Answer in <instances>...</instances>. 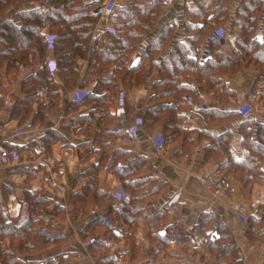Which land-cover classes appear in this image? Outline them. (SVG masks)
<instances>
[{
	"label": "trees",
	"instance_id": "trees-1",
	"mask_svg": "<svg viewBox=\"0 0 264 264\" xmlns=\"http://www.w3.org/2000/svg\"><path fill=\"white\" fill-rule=\"evenodd\" d=\"M103 1L0 0V18L11 6L18 10L21 19L20 26L0 23V87L4 78V62L7 60L9 63L7 72L14 73L17 71L14 68L18 69L10 58L12 53L17 52L25 64H34L35 61L41 64L38 72L24 82L21 96L13 102L12 116L20 122L26 118L31 112L29 94L46 81L49 109L54 110L65 99L66 115L77 113L69 125L80 124L79 130L90 138V142L98 145L101 160L76 174L75 185L82 186L68 197L74 208L75 220L86 221L79 229V237L99 259L104 258L110 244L118 241L115 224L118 216L113 215L117 208L112 193L99 185L98 170L106 168L116 174L122 186L127 191L132 190L133 194L134 185L147 187L153 183L150 178L141 177L144 172H135L150 165L145 158H135V166L132 165L134 160L125 163L121 160V148L109 154L111 142L129 139V129L139 121L150 132L161 127L163 145L175 143L179 145V153L191 154L194 150L193 130L186 127L189 120L182 111L188 97L198 101L203 99V93L192 82H198L205 93H213L217 104L225 107L201 108L207 126L215 127L239 115L228 109L231 98L236 99V96L221 75L239 69L246 62L264 76L262 0H241L233 15L229 13L227 0H191L192 6L185 2L179 31L172 18L161 20L164 0H121V3L114 4L108 16L113 26L95 33ZM23 3H35V6L30 4V7L20 10ZM213 19L221 24L229 22L228 28L223 29L224 33L235 31L231 50L225 51L221 37L210 36ZM46 27L48 32L43 34L42 29ZM48 36L53 38L52 48ZM205 38L208 54L195 59L190 57L189 52ZM51 49L53 58L48 59ZM30 53L33 55L31 61L28 60ZM148 84L153 90L150 98L154 105L139 117L136 116L133 94ZM85 87H88V93L84 97L69 101L61 95L62 90L67 94ZM44 106L47 105L40 103L42 120L48 116ZM86 107H90L88 111H82ZM120 107L124 108L125 127L122 129L117 127L121 118L116 110ZM69 125H64L67 131H70ZM257 130L258 143L251 135L252 130L247 131L244 141L251 152L241 160L230 155L228 133L214 136L206 130L204 134L209 139L206 157L220 162L224 184L230 185L231 180L241 181L246 196L251 195L257 178L264 179L261 168L264 164V126ZM137 133L139 137L140 132ZM42 139L46 150L57 140L66 141L65 136L58 132H47ZM10 162L11 159L9 162L0 161L3 165ZM133 175H136L137 182H134ZM24 193L23 201L28 203L30 211L27 221L18 223L0 207V264H55L52 257L42 260L40 256L66 239V233L61 230V224L67 220L66 209L54 202L46 189L36 193L25 190ZM134 197L131 196V201L119 211L130 227L125 236L130 245L125 253L127 262L145 257L136 227L137 221L147 218L148 213L135 202ZM248 220L246 233L251 241L256 242L264 227V212L261 219L250 217ZM152 233L157 238L154 250L169 257L177 230L169 229L163 236L156 231ZM220 233L218 238L209 242L208 250L196 253L203 264H208L210 258L228 260V264H242L230 232L220 226ZM18 255H22L24 260ZM171 255L173 260H177L174 254Z\"/></svg>",
	"mask_w": 264,
	"mask_h": 264
},
{
	"label": "crops",
	"instance_id": "crops-1",
	"mask_svg": "<svg viewBox=\"0 0 264 264\" xmlns=\"http://www.w3.org/2000/svg\"><path fill=\"white\" fill-rule=\"evenodd\" d=\"M164 1V15L161 20L172 18L179 31L185 2L192 6L191 0ZM240 1L227 0L231 15L235 13ZM30 4L35 6V3ZM262 4L264 8V0ZM29 5L23 3L20 10L30 7ZM107 12L99 16L95 33L112 27ZM1 22L20 26L18 10L8 7L0 18ZM212 24L210 36L221 37L225 51L231 50L234 46L235 31L224 33L229 22L221 24L213 19ZM47 32V27L42 29L43 34ZM207 45L205 38V41L189 52V56L195 59L207 55ZM10 58L14 60L13 65L18 68L14 70L18 72H7L9 63L7 60L4 62V78L0 87V158L9 151H17L20 159L5 165L0 163V207L9 218L18 223L25 222L30 216L28 203L23 201L25 190L36 193L43 189L52 195L54 202L64 206L67 220L61 224V230L66 233V239L41 254L42 260L52 257L55 264H203L196 253L208 250L209 242L220 236V226H224L236 243L242 264H264V227L261 228L259 240L256 242L251 241L246 233L248 219H261L263 216L264 179L255 183L250 196L244 194L242 182L239 180H231L230 185H225L220 162L206 157L205 148L209 139L204 137L206 130L214 136L228 133L230 155L234 159L241 160L250 154L251 148L244 141L245 135L251 129V135L256 142L257 129L264 126V76L260 75L253 65L243 62L239 69L221 75L226 86L233 90L236 96V99L231 98L232 103L228 109L238 112L239 115L234 120L215 127L207 126L201 108L225 107L217 104L213 93H205L198 82H192L203 93V99L198 101L188 97L186 108L182 111L189 120L186 127L193 130L194 150L191 154L179 153V145L175 143L163 145L161 127L155 132H150L139 121L136 124L140 132L138 138L131 135L127 140L115 139L111 142L109 154L112 155L114 149L121 148V160L125 163L134 160L132 165L135 166V158H145L150 165L135 172H144L141 177L150 178L153 183L147 187L134 185V194L132 190H128L129 197L125 201H113L117 208L113 215L118 216L115 223L118 241L110 244L104 258L99 259L79 237V229L86 221L75 220L74 208L68 197L71 192L78 191L82 186L75 185L76 174L101 160V154L97 151L98 145L90 142V138L79 130L80 124L69 125L77 113L66 115L65 99L54 110L49 109L46 81L41 89L37 88L29 94L32 104L31 112L26 118L20 122L13 117L14 100L21 96L24 82L38 72L41 64L36 61L34 64H25L17 52L12 53ZM47 58H53L52 49L49 50ZM28 60H33L31 53ZM81 89L77 88L67 94L62 90L61 95L72 101ZM152 94L150 84L136 89L133 94L137 106L136 116L142 117L146 110L154 105L150 98ZM40 103L47 105L43 109L48 112V116L43 120L39 115ZM241 106H246V112L240 114ZM89 108L86 107L82 111L87 112ZM64 125H69L70 131H67ZM117 127L124 128L125 122L120 119ZM47 132L61 133L66 141L57 140L46 150L42 136ZM84 141L89 142L81 143ZM261 168L264 172V164ZM98 172L102 189L113 193L122 185L119 177L106 168H101ZM132 178L137 182L136 175ZM133 195L135 202L148 213L147 218L137 221L136 227L137 235L144 245L145 257L127 262L125 253L130 245L125 236L130 227L119 211L125 203L131 201ZM23 202H26L27 206H23ZM166 229L177 230L169 249L170 259L163 252L154 250V240L157 238L152 232L156 231L163 236L167 233ZM171 254H174L177 260H173Z\"/></svg>",
	"mask_w": 264,
	"mask_h": 264
},
{
	"label": "built area",
	"instance_id": "built-area-1",
	"mask_svg": "<svg viewBox=\"0 0 264 264\" xmlns=\"http://www.w3.org/2000/svg\"><path fill=\"white\" fill-rule=\"evenodd\" d=\"M110 1L111 0H105V3L104 4L105 5L106 4H109ZM107 11L108 10H107V7L106 6H103L100 9V13L101 12L104 13V12H107ZM103 13H101L100 15H102ZM219 35H221V34L219 33ZM48 39H49V43H50V48H52V40H53L52 36H48ZM87 93H88L87 88H82L81 90H79V92H78V94H77L76 97H84ZM245 109H246V106H241L240 111L242 113H244V112H246ZM116 112L120 116L121 120L123 121L124 120V117H123L124 108L123 107H120V108H118L116 110ZM129 132H130V134L134 138H138V133H137L138 132V128H137L136 125H134L133 127H131L129 129ZM10 159H11L12 162H18L20 158H19V155L15 151H12L11 153L8 154V156L7 155L1 156L0 161H4V162H7L8 161L9 162ZM112 196H113V199L116 202L120 203V202L125 201L129 197V193H128V191L122 185H119L117 187V189L112 193ZM22 205L23 206H27V203L26 202H23Z\"/></svg>",
	"mask_w": 264,
	"mask_h": 264
},
{
	"label": "rangeland",
	"instance_id": "rangeland-1",
	"mask_svg": "<svg viewBox=\"0 0 264 264\" xmlns=\"http://www.w3.org/2000/svg\"><path fill=\"white\" fill-rule=\"evenodd\" d=\"M86 1H88V0H86ZM122 1L121 0H111L110 2H109V4H103L102 3V5L99 7V10L103 7V6H106L107 7V10H108V12L106 13V15L108 16L109 15V13H110V10H111V8L114 6V4H116V3H121ZM101 13H103V12H101ZM100 13V14H101ZM100 16V15H99ZM111 26H113V24H111ZM256 181H260V179L259 178H257V180ZM4 244L6 245V242H4ZM1 246V245H0ZM19 256V258L21 259V260H24L23 259V256L22 255H18ZM95 256V255H94ZM97 257V256H96ZM211 260L209 261V263L208 264H228V260H216V258H210ZM30 264V263H29Z\"/></svg>",
	"mask_w": 264,
	"mask_h": 264
},
{
	"label": "water",
	"instance_id": "water-1",
	"mask_svg": "<svg viewBox=\"0 0 264 264\" xmlns=\"http://www.w3.org/2000/svg\"><path fill=\"white\" fill-rule=\"evenodd\" d=\"M52 64H53V62H52Z\"/></svg>",
	"mask_w": 264,
	"mask_h": 264
}]
</instances>
